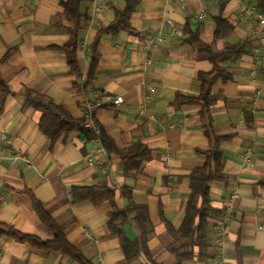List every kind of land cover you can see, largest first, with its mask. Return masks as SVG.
I'll return each mask as SVG.
<instances>
[{"label": "crops", "instance_id": "obj_1", "mask_svg": "<svg viewBox=\"0 0 264 264\" xmlns=\"http://www.w3.org/2000/svg\"><path fill=\"white\" fill-rule=\"evenodd\" d=\"M67 1L0 0V78L13 91L0 114V223L52 239L35 211L33 194L66 226L68 239L86 257L95 264H120L125 252L109 226L114 206L74 203L72 188L106 183L117 190L118 206L126 209L129 200L122 190L128 187L136 203L148 206L152 233L151 256L142 251L133 264H175V250L191 248L175 241L161 207L180 229L192 191L191 173L207 161L199 151L214 148L217 136H230L221 143L226 177L211 183L214 209L207 233L215 257L210 264H239V240L243 264H264V24L242 9L264 14V0H138L132 31L115 35L101 31L129 0H85L78 50L81 74L71 71L62 49L74 27L65 16ZM103 5L107 8H99ZM219 16L231 26L217 37ZM156 36L164 39L147 48ZM97 39L100 61L87 84ZM244 42L245 54L221 64L233 79L215 81L210 110L175 104L178 92L200 94L199 74L213 71L206 45L221 52ZM29 90L39 101L53 100L79 119H84L85 104L99 95L121 97L120 103L109 102L96 113L117 149L97 152L100 143H84L78 131L63 134L52 145L40 127L42 111L27 106ZM136 143L147 145L152 157L140 168L128 169L124 155ZM92 154L104 164H90ZM132 217L125 231L135 239L140 230ZM0 264L79 263L4 234Z\"/></svg>", "mask_w": 264, "mask_h": 264}, {"label": "trees", "instance_id": "obj_2", "mask_svg": "<svg viewBox=\"0 0 264 264\" xmlns=\"http://www.w3.org/2000/svg\"><path fill=\"white\" fill-rule=\"evenodd\" d=\"M85 0H68L64 3L65 16L74 24L71 28V38L69 42L62 47L68 56V63L71 71L81 74L80 62L78 57V50L80 45V30L83 27V11L82 3ZM138 5V0H129L127 6L122 10L116 11L115 21L103 29L101 32H108L117 34L119 30H131V16ZM217 22V37L222 35L225 30L230 27L228 20L219 16ZM99 40L92 46V64L90 72L87 77V84H90L94 78L100 61V54L98 53ZM248 44L236 43L231 44L226 50L216 52L209 45L203 49L214 63V69L211 72H201L199 80L202 84L200 94H186L178 92L175 104L182 106L185 104H199L204 110H210L214 104L212 99V89L215 81L218 78L224 80H232L233 76L227 72V69L221 65L224 62L236 60L247 52ZM12 55V50L6 55L4 61L8 60ZM0 89L3 91V97L0 100V114L5 107V101L9 94L13 93L9 84L0 78ZM27 106H34L42 111V119L40 127L43 132L49 136L52 145L63 136L74 131L80 132L82 135L92 140L93 130L85 125L84 119L74 117L63 105L56 103L53 100L49 102H42L37 99L34 91H28ZM207 135L211 136L210 129H206ZM230 136H217L215 138L216 145L214 148L199 151L206 155L207 161L204 166L196 168L191 173V195L189 197L186 218L180 227L176 229L167 219L163 208L161 207V215L164 223L167 225L169 231L175 237L176 242H185L189 244L191 250H175L177 262L175 264H184L186 260H196L200 264H210V261L215 257L211 251L209 238L207 233L208 218L213 211L212 197H211V183L214 180L224 179L223 167V152L221 150V143L229 139ZM101 139L107 150H116L117 147L113 138L105 134L101 130ZM152 151L143 143H136L124 155L126 166L128 169H138L144 161L151 159ZM260 185L264 187V178L260 180ZM123 195L129 200V207L122 209L117 204L118 192L114 188H110L108 184L102 183L95 186H74L72 188V198L74 203H81L91 201L95 205H101L109 202L114 206V210L110 215L109 226L113 233L120 238L122 248L125 252V259L120 264H133L144 251L151 256L148 246L149 240L152 236L149 227L150 214L147 205H140L135 202L133 198V190L125 187L122 190ZM34 208L42 223L45 224L53 233V238L50 240L43 239L38 235L25 233L12 225L0 223V236L7 235L17 242L29 244L33 247L39 248L46 252L59 251L69 256L73 261L79 264H95L91 259L86 257L83 252L76 247L67 237L66 226L60 225L52 215V212L47 210L39 199L33 194ZM133 216V217H132ZM131 217L137 222L140 230V237L131 239L126 231L125 225L130 222ZM238 256L239 264H243L242 251L240 249V240L238 242ZM152 264H159L154 261Z\"/></svg>", "mask_w": 264, "mask_h": 264}, {"label": "built area", "instance_id": "obj_3", "mask_svg": "<svg viewBox=\"0 0 264 264\" xmlns=\"http://www.w3.org/2000/svg\"><path fill=\"white\" fill-rule=\"evenodd\" d=\"M99 8H107V6L103 5V6H100ZM242 9L246 10L248 13L256 17L261 24H264V14L258 13L255 9H252V8L249 9L246 6H243ZM163 39L164 38L162 36L153 37L152 39L148 41V44L146 47L151 48L153 44H157L161 42ZM121 101H122L121 97L101 94L96 99L89 101L85 104V107H84L85 125L87 128L93 130L92 140L100 143V147L97 149V152H103L106 150V148L101 139V127L98 124L96 113L101 107L105 106L109 102L120 103ZM81 137L84 143H89L90 141H92V140H89L84 135H82ZM88 161L90 164H95L97 162L102 165L104 164L103 161L96 159V157L93 154L88 156ZM216 242L217 244L221 245L223 241L221 239H217ZM214 264H217V263L215 262ZM219 264H225V263H223V261H220Z\"/></svg>", "mask_w": 264, "mask_h": 264}]
</instances>
